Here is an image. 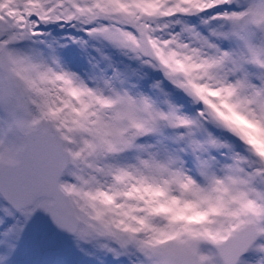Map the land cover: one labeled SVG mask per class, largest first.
I'll list each match as a JSON object with an SVG mask.
<instances>
[{
	"label": "snow or ice",
	"instance_id": "snow-or-ice-1",
	"mask_svg": "<svg viewBox=\"0 0 264 264\" xmlns=\"http://www.w3.org/2000/svg\"><path fill=\"white\" fill-rule=\"evenodd\" d=\"M48 26L130 63L97 48L72 71ZM250 250L264 254V0H0V264Z\"/></svg>",
	"mask_w": 264,
	"mask_h": 264
},
{
	"label": "rangeland",
	"instance_id": "rangeland-1",
	"mask_svg": "<svg viewBox=\"0 0 264 264\" xmlns=\"http://www.w3.org/2000/svg\"><path fill=\"white\" fill-rule=\"evenodd\" d=\"M44 30L51 33L48 39L56 41L59 56L72 71L81 74L88 72L91 65L97 60H100V56L96 51L97 48L101 49L106 55H109L114 64L123 67L130 63L126 58L120 56L110 47L105 46V44L100 41L90 40L84 33L70 26H64L63 28L48 26ZM69 37H76L77 40L83 39L87 41V43L84 45H81L79 42L73 43L68 39ZM262 257H264V254L250 250L248 255L243 259L248 261L249 264H258V261H260Z\"/></svg>",
	"mask_w": 264,
	"mask_h": 264
},
{
	"label": "water",
	"instance_id": "water-1",
	"mask_svg": "<svg viewBox=\"0 0 264 264\" xmlns=\"http://www.w3.org/2000/svg\"><path fill=\"white\" fill-rule=\"evenodd\" d=\"M246 254H247V253H246ZM246 254H244V256H245Z\"/></svg>",
	"mask_w": 264,
	"mask_h": 264
}]
</instances>
